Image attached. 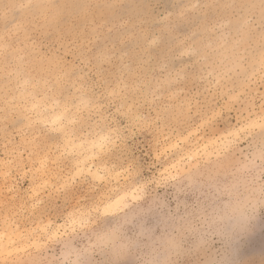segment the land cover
<instances>
[{"label": "rangeland", "instance_id": "1", "mask_svg": "<svg viewBox=\"0 0 264 264\" xmlns=\"http://www.w3.org/2000/svg\"><path fill=\"white\" fill-rule=\"evenodd\" d=\"M104 2L0 0V233H6L5 239L15 237L12 245L19 247L0 258V264H264V126L252 129L248 125L256 118L264 119V0H230L229 47L223 66L216 69L223 74L219 90L207 75V67L198 68L196 76L183 85L200 103L193 101L191 110H185L179 133L188 136L214 110L217 117L211 124L199 127L188 143L162 151L147 163L137 153L135 171L124 167L119 175L101 181L86 174L73 180L71 164L61 162L58 155L65 132L38 120V113L29 108L34 96L41 97L38 111L43 113V107L52 101L58 102L57 108L72 103L69 113L80 117L79 124L67 127L77 130L73 137L77 143L92 138L98 123L119 128L125 117L114 106L120 103L118 99L109 102L94 96L91 106L82 109L70 87L49 91L36 85L40 58L52 53L39 25L45 11L49 15L61 11L58 21L71 22L69 10L60 6ZM116 2L126 7L133 0ZM134 2L144 5L149 21L144 32L137 34L141 44L146 47L157 39V47H163L170 38L164 17L171 11L174 19L176 10L160 7L161 0ZM49 5L55 7H45ZM100 11L91 9L93 14ZM118 14L127 19L126 13ZM136 23L133 18L129 27ZM98 54H102V44L94 41L87 55ZM66 59L69 64L65 67L71 68L73 57ZM50 71L54 74L55 67ZM164 75L156 73L159 78ZM139 111L145 117L155 114L150 104H141ZM100 115L103 120L98 121ZM241 127L246 128L241 140L225 149L218 147L208 158L202 155L194 163L185 161L187 152L201 150L208 141ZM45 154L53 163L47 174L37 173L34 163ZM177 161L181 166L175 170ZM97 163L119 170L124 160L110 153ZM140 185L144 195L124 212L103 215L106 197Z\"/></svg>", "mask_w": 264, "mask_h": 264}, {"label": "snow or ice", "instance_id": "2", "mask_svg": "<svg viewBox=\"0 0 264 264\" xmlns=\"http://www.w3.org/2000/svg\"><path fill=\"white\" fill-rule=\"evenodd\" d=\"M159 6L176 10L174 19L171 11L164 17L170 38L163 47H157V39L150 40L146 47L141 44L137 34L144 32L143 26L149 21L144 5L134 0L126 7L116 0H105L95 6L88 3L60 6L73 17L71 22L64 23L58 21L63 12L49 15L45 11L39 28L52 53L40 58L36 70L40 79L36 85H43L49 91L70 87L84 106H89L94 96H103L109 102L118 99L120 103L114 106L125 117L119 128L98 123L92 138L80 141V151L74 150L73 141L66 138L58 155L61 162L71 164V179L86 173L103 180L112 174L119 175L124 167L132 172L136 170L137 153L147 163L149 158L160 157L162 151L167 153L179 147L188 138L179 133L180 118L186 109L191 110L193 101L200 103L183 85L196 76L198 68H208L207 75L213 77L212 83L219 90L223 74L216 69L223 66L229 47L231 21L227 10L233 7L230 0L221 3L196 0L184 4L161 0ZM93 7L102 11L93 14ZM118 13H126L127 19H121ZM133 18L137 23L129 27ZM94 41L102 44V54L89 57L87 53ZM133 52L138 55L133 56ZM69 56L75 61L71 68L65 67ZM53 66L54 74L50 71ZM156 73L165 75L159 78ZM175 99L182 102L173 103ZM141 104H150L155 114L145 117L139 111ZM216 117L214 110L204 116L197 134L199 127L211 124ZM99 120H103L102 115L98 116ZM191 135L190 131L188 136ZM110 153L124 160L121 169L97 163ZM51 163L50 156L45 154L35 161L33 169L47 174Z\"/></svg>", "mask_w": 264, "mask_h": 264}, {"label": "bare ground", "instance_id": "3", "mask_svg": "<svg viewBox=\"0 0 264 264\" xmlns=\"http://www.w3.org/2000/svg\"><path fill=\"white\" fill-rule=\"evenodd\" d=\"M248 23H249V21H247V22H245L244 24H245V28L247 27L248 28ZM3 67V66H2ZM263 78H264V76H262ZM14 78V77H13ZM16 78V77H15ZM19 79V78H18ZM28 79V78H27ZM25 82V81H24ZM23 83V82H22ZM26 85V84H25ZM20 90V89H19ZM33 90V89H32ZM24 93L22 94L23 95V97H25V95L27 94L26 93V91H25V89L23 88V90H22ZM26 93V94H25ZM46 93V92H45ZM43 94V93H42ZM33 95V94H32ZM19 96H20V94H19ZM43 96H44V94H43ZM21 98H22V96H21ZM43 98V97H42ZM47 98V97H46ZM44 100V99H43ZM47 101V100H46ZM24 102V101H23ZM50 102V101H49ZM54 103V105L52 106V104L51 103ZM48 106L47 105H45L43 108H45L44 109V111H46V113H43L42 111H38V109H39V105H41V97H40V99L38 98V96L36 97V96H34V98H33V102H31V107H29L30 109H32V110H34L36 113H38V120L41 122V123H45V124H47V125H49L52 129L54 128V129H56V130H60L61 132H65V137L67 138V139H69V140H71V141H73V143L71 144V147L72 148H77L78 150H80V148H79V143H80V141L81 140H79L78 141V143L76 142V141H74L73 140V137L75 136L74 134H75V131H77V130H75L74 131V129L73 128H71L70 126V128L69 127H67V125H71L72 123L74 124H76V122H78V118H80V117H78V118H76L75 116H74V114L73 115H70V113H69V106H71L72 105V103H71V105H69L68 107L67 106H65V105H63L62 107H59V108H57L58 106H59V104H58V102L57 101H52ZM79 104H81V102L79 103ZM55 105L57 106V107H55ZM82 105V104H81ZM81 105H80V107H81ZM74 107H75V105H73ZM83 106V108L82 109H87L86 107H89V106H91V104L89 105V106H84V105H82ZM25 107H27V106H25ZM42 107V106H41ZM85 107V108H84ZM71 108H73V107H71ZM77 108H78V106H77ZM92 108V107H91ZM81 109V110H82ZM79 110V109H78ZM76 111H77V109H76ZM75 111V112H76ZM73 112V111H72ZM78 112V111H77ZM75 115H77V114H75ZM80 122V121H79ZM77 124H79V123H77ZM76 124V125H77ZM75 125V126H76ZM248 125H250L251 126V128L253 127L254 129H260V128H262L263 126H264V119H262L261 120V118L260 119H258V118H256V119H254L253 121H251ZM74 126V127H75ZM79 126V125H78ZM79 128V127H78ZM77 128V129H78ZM240 128V127H239ZM237 129V130H233V131H230V132H227L228 134H222V136L221 137H218L217 136V138L218 139H214L213 141L211 140V141H208V144H205V145H201L202 146V148H199V149H201V150H194V151H192L191 150V152H187L186 154H187V159L185 160V161H187V162H189V163H194V162H196V160H197V158L198 157H201L202 155H204L205 156V158H208L209 156H211L212 154H214V153H216V151H214L215 149H217L218 150V147H220V149H221V146L222 147H224V149H225V147L226 146H231V143H233V142H236V141H238V139L241 137V134L243 133V132H245L246 130V128L244 129V127H241V129ZM247 128H249V127H247ZM252 128V129H253ZM249 130V129H248ZM251 130V129H250ZM196 133V130L194 131L193 130V132H192V135L193 134H195ZM64 137V136H63ZM64 137V138H65ZM188 138L187 139H185L184 140V142L186 143H188V140H189V138L191 137V136H187ZM65 138V139H66ZM76 138V137H75ZM79 138V137H78ZM91 139V138H90ZM90 139H86L85 140V142H87V141H89ZM213 139V138H212ZM77 140V139H76ZM240 140H241V138H240ZM83 141V140H82ZM206 141V140H205ZM203 142V141H202ZM207 142V141H206ZM174 149H176V148H174ZM219 149V150H220ZM183 157V156H182ZM180 159H182V158H180ZM183 161H184V159H183ZM178 163H176L177 165H175V166H173L172 164V166H173V168L175 169L176 167H177V169L178 168H180V166H181V161L179 162V161H177ZM175 164V163H174ZM168 167H166V169H167ZM169 169V168H168ZM167 169V170H168ZM176 170V169H175ZM164 172V171H163ZM165 172H168V171H166L165 170ZM86 174V173H85ZM86 175H88V174H86ZM90 177H92L93 179H95L93 176H90ZM95 180H98V179H95ZM98 181H101V180H98ZM144 195V187L143 186H136L135 188L133 187V189H130V190H125V191H122L121 193H119V194H116L114 197H110V196H108V197H106L105 198V203H104V205H103V207H102V213H103V215H115V214H118V213H122V212H124L128 207H129V205L132 203V202H135L137 199H139L140 197H142ZM98 209V208H97ZM101 209V208H100ZM96 210V209H95ZM80 216V215H79ZM45 225H47V224H45ZM40 227V226H39ZM43 227V226H42ZM47 227V226H46ZM49 227V226H48ZM61 228H62V226H61ZM59 229V228H58ZM41 231H43V232H47V230H46V228H41L40 229ZM56 231V230H55ZM58 232V231H57ZM47 234L48 235H51L52 237H56L57 236V233H55L54 231L53 232H47ZM32 235H33V233H32ZM21 236V235H20ZM5 237H7L6 236V233H0V258H2L3 256L5 257V256H9V255H11L13 252H16V251H18V249H19V247H13V241H14V238L15 237H12V238H10V239H5ZM17 239H18V237H17ZM37 240L36 239H34V244L36 245L37 243ZM26 246V245H25ZM3 257V258H4Z\"/></svg>", "mask_w": 264, "mask_h": 264}]
</instances>
